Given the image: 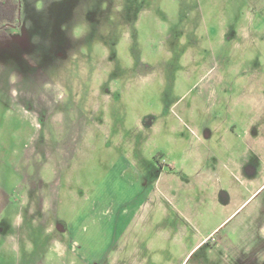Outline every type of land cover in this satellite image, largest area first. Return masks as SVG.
<instances>
[{"label":"rangeland","instance_id":"obj_1","mask_svg":"<svg viewBox=\"0 0 264 264\" xmlns=\"http://www.w3.org/2000/svg\"><path fill=\"white\" fill-rule=\"evenodd\" d=\"M19 21L0 264L62 252L59 227L63 264H264V0H20Z\"/></svg>","mask_w":264,"mask_h":264},{"label":"crops","instance_id":"obj_2","mask_svg":"<svg viewBox=\"0 0 264 264\" xmlns=\"http://www.w3.org/2000/svg\"><path fill=\"white\" fill-rule=\"evenodd\" d=\"M19 39H21V38H19ZM13 40L14 39L11 36V41H9L7 43H0V50L1 51H3L2 49L12 50L13 51L12 53H15L14 47H13ZM21 54H22L21 52L18 54L19 61L20 62H18L17 60H14V58H12L11 55L5 56V55H3V53L0 55V64L2 62H4L5 60H7V61L11 62L12 64H14V65H11V66L14 67L15 75L17 76V78H18L19 75H21V73L25 74L29 70V68H28L29 58H27L25 55H21ZM14 56H17L16 53L14 54ZM4 88H6V87H4ZM9 99H10V103L11 102H13V103H20L21 105H24V106L26 105V108L29 107V101L28 102L27 101L21 102L18 99V101H20V102H18V101L15 100V98H13V96L12 97H9ZM26 99L27 98H24L23 100H26ZM26 110H28V109H26ZM258 189L253 194H255L258 191ZM253 194H250V197L253 196ZM236 210H234V211H236ZM59 223H63V222H59ZM58 226H59V224H58ZM57 231H58V233H60V236L65 235V244L63 246L62 252L59 253L57 251V249H56V244H58V240L59 241L61 240L60 239L61 237H58L57 236V233H55L54 235H52L50 233L51 234V239L55 243L54 244V248H55V251L56 252L54 253V250L53 251L52 250H48V252H46L43 256H38L37 258L32 259V263L31 264H63V262L62 261L59 262V260H60V258L62 259V257L66 253H68V251L70 249L73 250V245L72 244H73V241H75L74 238H73V236H75V235H74V233H73L72 230L62 229L60 227L57 229ZM68 238H69V240H68ZM56 261H58V263H56Z\"/></svg>","mask_w":264,"mask_h":264},{"label":"trees","instance_id":"obj_3","mask_svg":"<svg viewBox=\"0 0 264 264\" xmlns=\"http://www.w3.org/2000/svg\"><path fill=\"white\" fill-rule=\"evenodd\" d=\"M20 0H0V42L10 40L9 29L19 26Z\"/></svg>","mask_w":264,"mask_h":264},{"label":"flooded vegetation","instance_id":"obj_4","mask_svg":"<svg viewBox=\"0 0 264 264\" xmlns=\"http://www.w3.org/2000/svg\"><path fill=\"white\" fill-rule=\"evenodd\" d=\"M9 41H11V36H10V40ZM9 41H7V42H9ZM7 42H0V43H7Z\"/></svg>","mask_w":264,"mask_h":264}]
</instances>
